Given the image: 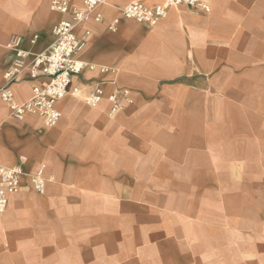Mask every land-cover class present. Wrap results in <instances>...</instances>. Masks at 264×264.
I'll return each instance as SVG.
<instances>
[{
  "label": "crops",
  "instance_id": "obj_1",
  "mask_svg": "<svg viewBox=\"0 0 264 264\" xmlns=\"http://www.w3.org/2000/svg\"><path fill=\"white\" fill-rule=\"evenodd\" d=\"M50 1L0 0V87L11 37L29 54L53 42L52 27L66 16ZM130 1L106 0L102 21L92 15L75 28L86 41L78 58L94 69L72 78L78 93L57 102L54 126L31 115L15 121L0 102V165L41 170L45 180L43 193L25 179L8 195L0 264H117L135 244L170 233L186 194L209 186L210 159L221 169V128L264 116V0H208L207 13L181 5L153 26L120 17ZM39 82L13 83L14 102L27 101ZM96 82L105 83V96L93 108L86 97ZM114 87L136 104L111 116L106 96ZM164 99L183 103L159 104Z\"/></svg>",
  "mask_w": 264,
  "mask_h": 264
},
{
  "label": "rangeland",
  "instance_id": "obj_2",
  "mask_svg": "<svg viewBox=\"0 0 264 264\" xmlns=\"http://www.w3.org/2000/svg\"><path fill=\"white\" fill-rule=\"evenodd\" d=\"M242 121L221 128V169L211 158L207 170L211 188L195 184L170 233L135 244L117 264H264V116Z\"/></svg>",
  "mask_w": 264,
  "mask_h": 264
},
{
  "label": "built area",
  "instance_id": "obj_3",
  "mask_svg": "<svg viewBox=\"0 0 264 264\" xmlns=\"http://www.w3.org/2000/svg\"><path fill=\"white\" fill-rule=\"evenodd\" d=\"M145 1L131 0L120 11V17L153 26L173 7L184 5L198 8L205 13L210 9L208 0H161L162 3L153 7L145 5ZM105 2L106 0H82L81 4L77 5L72 0H51L50 9L66 18L52 27L53 42L40 53L29 54L21 48L20 37L10 38L5 47L13 52V60L4 73V85L0 87V102L7 104L10 116L15 121L20 122L26 116L34 115L41 118L47 128L58 122L61 114L56 107L57 102L68 95L76 96L78 93V88L71 86L72 78L86 69H94L78 58L79 53L85 48L86 41L75 35V28L92 15L95 21H102V16L97 10ZM117 22L118 19L114 20L108 28L115 30ZM83 34L86 38L89 32L85 31ZM100 72L106 73V70L100 69ZM24 78L41 82L32 87L31 97L27 101L17 104L13 100L11 85ZM131 94L128 89L114 87L106 96L109 115L119 113L125 104L132 103ZM104 96L105 83L96 82L87 95L86 102L88 106L95 108L100 105ZM25 179L34 192L43 193L45 180L41 170L26 174L20 166L0 165V215L6 210L8 195L18 192Z\"/></svg>",
  "mask_w": 264,
  "mask_h": 264
},
{
  "label": "bare ground",
  "instance_id": "obj_4",
  "mask_svg": "<svg viewBox=\"0 0 264 264\" xmlns=\"http://www.w3.org/2000/svg\"><path fill=\"white\" fill-rule=\"evenodd\" d=\"M32 116H34V115H32Z\"/></svg>",
  "mask_w": 264,
  "mask_h": 264
}]
</instances>
